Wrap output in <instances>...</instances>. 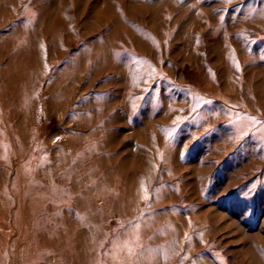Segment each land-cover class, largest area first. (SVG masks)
Instances as JSON below:
<instances>
[{
    "label": "rangeland",
    "instance_id": "obj_1",
    "mask_svg": "<svg viewBox=\"0 0 264 264\" xmlns=\"http://www.w3.org/2000/svg\"><path fill=\"white\" fill-rule=\"evenodd\" d=\"M0 264H264V0H0Z\"/></svg>",
    "mask_w": 264,
    "mask_h": 264
}]
</instances>
